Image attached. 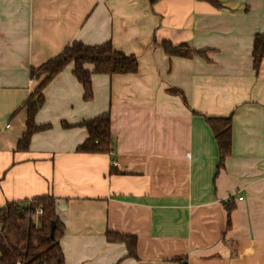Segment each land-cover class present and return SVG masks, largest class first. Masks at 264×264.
Returning a JSON list of instances; mask_svg holds the SVG:
<instances>
[{"label": "crops", "instance_id": "crops-1", "mask_svg": "<svg viewBox=\"0 0 264 264\" xmlns=\"http://www.w3.org/2000/svg\"><path fill=\"white\" fill-rule=\"evenodd\" d=\"M220 3L0 0V208L54 197L65 264H264V59L253 64L264 0ZM74 41L111 42L139 69L93 75L85 101L70 64L35 119L51 128L19 150L31 69ZM164 42L194 54L170 56ZM105 113L112 152H78L81 124ZM229 116L232 150L219 168L205 117ZM108 233L135 237L136 256Z\"/></svg>", "mask_w": 264, "mask_h": 264}, {"label": "trees", "instance_id": "trees-1", "mask_svg": "<svg viewBox=\"0 0 264 264\" xmlns=\"http://www.w3.org/2000/svg\"><path fill=\"white\" fill-rule=\"evenodd\" d=\"M160 0H150L152 4ZM207 2L217 9L222 7L220 0H199ZM170 56L189 58L194 52L186 45L174 46L162 43ZM264 59V35H257L253 47L254 69L259 71ZM70 64L74 65L73 75L84 89V100L93 99L92 77L98 75H128L139 69L135 55H128L114 48L111 42L88 46L74 41L58 56L48 60L38 68L31 69V79L35 87L23 108L27 111L26 131L18 143L19 150H27L34 134L49 130V125H37L36 116L45 104L44 90L47 85ZM87 66H92L89 70ZM211 127L219 148V168L232 150V116L226 118L205 117ZM88 132L86 141L77 148L81 153L110 154L114 145L112 120L105 113L81 124ZM39 211H41L39 213ZM230 214V210H229ZM55 222L54 237H51V225ZM65 234V225L56 211V199L45 196L23 202L8 203L0 208V264H65V255L60 240ZM110 242L125 243L129 256H136V238L108 233ZM236 242L226 240L236 255Z\"/></svg>", "mask_w": 264, "mask_h": 264}, {"label": "water", "instance_id": "water-1", "mask_svg": "<svg viewBox=\"0 0 264 264\" xmlns=\"http://www.w3.org/2000/svg\"><path fill=\"white\" fill-rule=\"evenodd\" d=\"M55 222H52V225H51V237H54V233H55Z\"/></svg>", "mask_w": 264, "mask_h": 264}, {"label": "built area", "instance_id": "built-area-1", "mask_svg": "<svg viewBox=\"0 0 264 264\" xmlns=\"http://www.w3.org/2000/svg\"><path fill=\"white\" fill-rule=\"evenodd\" d=\"M41 211H39V213H40Z\"/></svg>", "mask_w": 264, "mask_h": 264}]
</instances>
